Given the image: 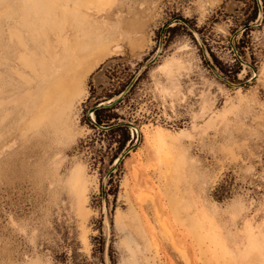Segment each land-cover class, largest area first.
Segmentation results:
<instances>
[{"label": "rangeland", "instance_id": "374dc122", "mask_svg": "<svg viewBox=\"0 0 264 264\" xmlns=\"http://www.w3.org/2000/svg\"><path fill=\"white\" fill-rule=\"evenodd\" d=\"M74 1L0 0V264H264V0Z\"/></svg>", "mask_w": 264, "mask_h": 264}, {"label": "bare ground", "instance_id": "6f19581e", "mask_svg": "<svg viewBox=\"0 0 264 264\" xmlns=\"http://www.w3.org/2000/svg\"><path fill=\"white\" fill-rule=\"evenodd\" d=\"M104 0H75L73 2V11H72V15L75 16L73 17L74 20H76V16L80 15V12L82 13L81 15L83 17L89 18L90 16H88L89 14H91V7H93V9H95L94 11H98L97 10V5L100 3H103ZM81 7H84L85 10L87 11L86 14L84 12H82ZM66 11V8H65ZM68 16L64 17V23L65 20ZM85 21V20H84ZM87 21V20H86ZM83 20L79 23L81 25V31L84 30L83 27ZM65 25L62 26V30L65 29ZM9 35L10 38H12L13 36H15L19 42V44L21 45V47L23 48V52L21 54H19L18 56V65H17V69L15 70V73L18 74L19 76H24V71L29 70L38 80L42 79V75H44L43 73L46 72V65H45V57L43 56H36V52H32L24 43L21 32L19 31H9ZM85 35V34H84ZM62 44H64V39H61ZM51 43L48 42V46H47V54L46 56H48L50 58V63L51 65L54 67L55 72L53 73V75H56V77H61L63 76V74H65L66 76H68L67 74L73 73L75 72V70L77 68L80 67V60L75 56L74 54V49L72 48H66V52H67V58L70 59V63L68 68L63 72V74H58L59 73V69L58 67L55 65L56 64V58H57V54L55 51V48H52V45H50ZM23 70V71H22ZM79 73H75L73 74V79L75 77H77ZM72 79L71 77L68 79L70 80ZM73 79L72 82L69 84L70 88H74L75 84L73 83ZM92 112H94V110H92ZM70 182L72 184V187L74 188L75 191H77L80 195V197H83L84 192H85V188L83 185V179H82V171L80 169H76L70 177Z\"/></svg>", "mask_w": 264, "mask_h": 264}, {"label": "crops", "instance_id": "0c3cea01", "mask_svg": "<svg viewBox=\"0 0 264 264\" xmlns=\"http://www.w3.org/2000/svg\"><path fill=\"white\" fill-rule=\"evenodd\" d=\"M20 52H22L21 48L14 47L13 58L16 59V57H17L16 54H18ZM15 77L17 78V80H19V82H21L19 77H17L16 75H15ZM27 84L25 83V87L20 89V91L17 94H15L14 97H12L10 99V101H7L6 104L1 105V108L6 107V109H8L9 111L7 112V110H5V111H2V113L0 114V122H1L0 126H2L4 123H9V122L12 124L19 125V121H20L23 114L16 116V111L18 108L23 106V104H25V102H26V97L24 96V93H26ZM80 100L81 99H79L78 101H80ZM67 117H68V119H67ZM65 121H67L69 123V128H66L65 131L68 133L73 132L74 131V125H75V119L72 118L71 113L68 116H63V115H57L56 116L55 115L50 122L43 124L42 127H40V129H42L43 133L49 132L52 130L51 129L45 130L46 125H48L49 123L56 124V125L59 124V126L61 128V127H63L62 123H64Z\"/></svg>", "mask_w": 264, "mask_h": 264}, {"label": "water", "instance_id": "95a60500", "mask_svg": "<svg viewBox=\"0 0 264 264\" xmlns=\"http://www.w3.org/2000/svg\"><path fill=\"white\" fill-rule=\"evenodd\" d=\"M156 59H157V57H156ZM156 59L153 57L146 65H145V68L147 67V66H149V65H151V64H153L155 61H156ZM92 111V110H91ZM94 111H95V109H94ZM93 123H95V121H94V119H93Z\"/></svg>", "mask_w": 264, "mask_h": 264}, {"label": "trees", "instance_id": "16d2710c", "mask_svg": "<svg viewBox=\"0 0 264 264\" xmlns=\"http://www.w3.org/2000/svg\"><path fill=\"white\" fill-rule=\"evenodd\" d=\"M95 119H96L97 123L100 122V119H99V116L97 114V111H95Z\"/></svg>", "mask_w": 264, "mask_h": 264}]
</instances>
